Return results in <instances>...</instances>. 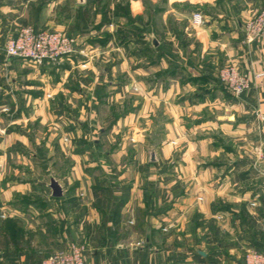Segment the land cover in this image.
<instances>
[{"label":"crops","instance_id":"0c3cea01","mask_svg":"<svg viewBox=\"0 0 264 264\" xmlns=\"http://www.w3.org/2000/svg\"><path fill=\"white\" fill-rule=\"evenodd\" d=\"M90 1L0 0V212H20L11 200L27 195L22 174L33 163L63 190L56 198L49 183L43 203L32 187L33 229L49 249L6 251L0 264H41L71 240L85 245L87 264H245L230 232L248 241L241 226L264 196L239 205L229 195L255 193L242 186L262 161L251 148L264 144L256 115L264 79L238 98L219 69H264V39L247 43L243 30L264 0H104L92 25ZM24 25L89 33L101 55L43 64L8 57L9 34ZM119 33L129 36L115 42ZM23 61L41 77H22ZM232 136L239 148H228ZM30 145L35 152H15ZM56 160L62 180L52 173Z\"/></svg>","mask_w":264,"mask_h":264},{"label":"rangeland","instance_id":"374dc122","mask_svg":"<svg viewBox=\"0 0 264 264\" xmlns=\"http://www.w3.org/2000/svg\"><path fill=\"white\" fill-rule=\"evenodd\" d=\"M103 2H104V0H92L87 4L88 9H89V13L91 14V17H88L90 22H91L90 23L91 25L95 23L94 15H95L96 11L100 10L101 7L103 8L105 5L108 6V4H109L108 2H105V3H103ZM45 29H47V28H45ZM48 29H50V28H48ZM69 35H71V34H69ZM71 36H74L79 42V50L77 52V55H80L79 59L82 60L81 62H85V60L88 58H90L91 61L95 62L97 56L100 57L101 52L99 51V52L95 53V49L93 47L95 45V38L93 35H89V33H84L83 35H81V38L79 37V35H71ZM128 36L129 35H126L125 33H119V34L113 35V39L115 42H124L126 40V38H128ZM10 37H12V33L9 34V38ZM108 38H109L108 40H111L110 36H108ZM75 54H73V55H75ZM106 55H107V59L102 64V67H104V68L105 67L108 68L111 64H113L111 56L108 53H106ZM65 57H69V56H65ZM23 63H25V65L22 66V69H23L22 77H24V78L25 77H41V75H42L41 73L36 74L34 72V69L36 70V68L34 66H30L28 63H26L24 61H23ZM141 64H142V62H141ZM225 65H223L222 67H224ZM25 69H29L31 71V73L27 74L26 72H24ZM220 69H219V71H220ZM29 70H28V72H29ZM241 70H242V68H241ZM257 82L258 81L254 80L248 89H250ZM248 89H246V90H248ZM242 94L237 96V97L240 98L242 96ZM234 97H236V96H234ZM4 100L5 99H2V97H0V102H2ZM22 105H27V104L23 103ZM8 112L11 113V111H8ZM256 115L259 119H262L264 117V113H262L259 109L257 110ZM31 129H32V127H27L28 131H31ZM63 138H64V141H66V142L69 141V137L67 135L64 136ZM110 139L111 140L108 141L109 144L114 143L112 138H110ZM239 141L240 140L237 137L233 138V136H232L231 141L227 139L226 143L228 145V148L236 149V148H239V145H240ZM70 146H71L70 144L64 143L62 145L64 152L67 150L71 151L72 148ZM252 146H253V149L251 148V150H253V152H251V150L249 149L250 152L251 153H257L258 155H260L262 158V161L253 163L256 166V169L254 168L255 173L252 176V178L247 180V182L244 181L245 183L242 187L243 188H244V186L245 187H252V192L255 191V193L253 194L251 192L252 194L247 195L246 198H244L243 195H240V193L239 194L230 193V195H229V197L231 198L230 201L231 202L232 201L238 202L239 205H242L243 203L250 204L251 202H253L252 205H257L258 201L262 200V197L264 196V194H262L264 192L260 188V187L264 186V174H263L264 173V144H263V147L261 145L258 147H255L254 145H252ZM17 147H18L17 148L18 150L15 152H18L21 154H26V155L30 154L31 152H35L34 150H36L34 145H30L28 147H20V146H17ZM39 148L40 149L42 148V150L45 151L44 150L45 147L43 145L40 146ZM61 151H62V149H61ZM37 153H38V151H37ZM62 164H64V163L61 162L60 160H56L55 165H54V170L52 172L55 175V177L59 178L60 180H62L60 177L62 172H63ZM23 165H24L25 169L26 168H27V170L30 169V167L28 165H26L25 163H23ZM33 167H34V170L31 168L32 169L31 171L29 170L26 172V170H25L24 174H22V179L24 180V184L22 186V189L24 191H26L27 195H24L23 197L15 196L14 199L11 200V204H15V203L19 204V200H20V204H19L20 212L16 213L11 208L8 209L6 212H4V211L0 212V255L6 251H13V250H16L18 252H23V253L24 252L29 253L30 251H34V249H49V247H48L49 245L45 242L46 239L45 240L41 239V238L39 239L37 236L39 234L37 232H35L33 229L34 228L33 224L35 223L36 214L33 212V209L31 208L30 202H32L33 199L37 196V193H34L35 189L33 190L32 187H36V189L38 188V190H41V192L43 194L45 193V197L42 194H39V195H41L40 202H43L44 199H48V197H50V192H49V189L47 188L49 183H50V179H49L50 178V176H49L50 172H46L45 175L39 176L38 169H42V167L40 165H36L35 163H33ZM32 171L35 172L33 175H32V173H33ZM232 179H233L232 182H239V180L235 177H232ZM38 182H39V184H38ZM237 184H238L237 187H240V184L239 183H237ZM46 194L48 197L46 196ZM242 197H243V199L241 200L240 198H242ZM56 198H59V197H56ZM84 200H86V199H84ZM249 201H250V203H249ZM247 206H249V205H247ZM259 207H260V210H258L259 208L257 209V207H256V209L251 208V207L249 208L248 215L245 216V222H243L244 225L241 226V230H243V233H245V235H248V237H249L247 242L244 241L245 239L244 240L241 239V236H240L241 232L240 231L238 232L237 229H236L237 231L234 230V231L230 232V234L232 235L229 238V239H231L230 243H236L237 242L238 244H240V245L236 244V246L239 247V248L237 247L238 251H241L242 253H245L246 251H250V250H257V251L264 252V203ZM261 209H262V212H261ZM44 221L46 222V220H44ZM234 241H236V242H234ZM70 243L83 244L77 240H71V241L64 243L66 245H64L63 247L67 248V246ZM233 246H234V244H233ZM49 255H50V253H49ZM244 256H245V254H244Z\"/></svg>","mask_w":264,"mask_h":264},{"label":"built area","instance_id":"2783aa9c","mask_svg":"<svg viewBox=\"0 0 264 264\" xmlns=\"http://www.w3.org/2000/svg\"><path fill=\"white\" fill-rule=\"evenodd\" d=\"M192 22L201 24V13L192 15ZM244 39L247 43L264 39V4L244 23ZM78 40L64 31L36 28L33 25L22 26L16 35L8 38L4 51L8 57H16L36 64L58 63L65 56L77 53ZM220 80L234 96L241 95L254 80L264 79V69L245 73L238 64L228 63L219 71ZM86 247L80 243H70L67 248L59 249L47 256L41 264H87ZM245 264H264V252L250 250L245 253Z\"/></svg>","mask_w":264,"mask_h":264},{"label":"water","instance_id":"95a60500","mask_svg":"<svg viewBox=\"0 0 264 264\" xmlns=\"http://www.w3.org/2000/svg\"><path fill=\"white\" fill-rule=\"evenodd\" d=\"M50 187L52 189L53 196H55V197L62 196L63 190H62V186L60 185L58 180H56L55 178H52L51 182H50Z\"/></svg>","mask_w":264,"mask_h":264}]
</instances>
